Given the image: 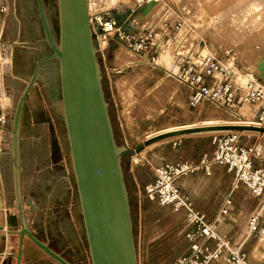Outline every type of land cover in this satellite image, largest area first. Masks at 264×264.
Instances as JSON below:
<instances>
[{
  "label": "rangeland",
  "instance_id": "obj_1",
  "mask_svg": "<svg viewBox=\"0 0 264 264\" xmlns=\"http://www.w3.org/2000/svg\"><path fill=\"white\" fill-rule=\"evenodd\" d=\"M111 1L114 0H106L101 5H107ZM129 1L115 0L114 4L120 3L132 7L128 5ZM235 1L237 0H159L158 4L154 3L152 11L150 10V14L155 15L152 26L159 23L157 26L160 27L165 22L180 21L182 24L180 35L189 33L193 45L204 48V53L212 52L220 58L231 57L237 69L254 75L264 83V71L260 67L264 63V12L260 13L262 16L257 26L236 25L231 18L237 14L236 7H233L232 12L228 11ZM260 1L264 3V0ZM43 2L51 30L57 39V2L56 0H43ZM138 13L139 9L134 13L136 25L140 24ZM123 15L120 14L119 19H122ZM181 16L185 18L184 21ZM43 38L35 0H0V90L6 110L4 123L0 122V124L6 129L10 127L15 103L33 72L35 62L50 53V48ZM10 41L21 43V45L13 47L9 44ZM174 46H170L161 55H168L170 58L167 63L160 62L166 68L171 67V49ZM116 55L118 57L114 58L109 53L106 61L100 56L97 58L111 123L119 147L129 145L135 149L146 136L170 127L238 121L228 113L208 104L194 109L188 108L182 90H179L173 79L161 71L157 80L148 67H142L143 70H141L139 65L128 69L112 81L113 83L116 80L118 82L136 80L135 92L146 91L148 94L146 101L134 103L130 106L133 107L131 110L126 113L121 112L123 116L120 118L119 110L122 109L112 96V84L105 68L113 64L124 65L137 60L138 57L122 47L117 49ZM121 59H127V61L122 62ZM10 64L11 68H9ZM38 80V84L43 87L42 98L45 99L47 106L50 108L53 106L55 110L61 112L58 61L43 63ZM117 87L124 100L130 103L132 98L127 96L126 88L119 84ZM121 94H119L118 102L126 107L127 103L123 102ZM252 110V107L245 105L241 113L251 116ZM212 135L213 133H201L170 139L139 154L123 156L121 165L129 198L139 264H171L189 247L181 233L180 217L168 207H161L157 203L144 200L140 206L139 190L152 181L153 168L163 162L179 160L196 162L202 153L212 149ZM242 135L244 142L256 143L260 146L262 158L258 159L256 164H264V136L252 132H245ZM256 209L257 206L255 207L251 200L246 199L236 207L231 218L236 223L234 231L239 233L241 243L244 245L250 243L253 247L255 245V256H260L264 251V237L258 238L250 231L251 214ZM89 264H91L90 261Z\"/></svg>",
  "mask_w": 264,
  "mask_h": 264
},
{
  "label": "built area",
  "instance_id": "obj_2",
  "mask_svg": "<svg viewBox=\"0 0 264 264\" xmlns=\"http://www.w3.org/2000/svg\"><path fill=\"white\" fill-rule=\"evenodd\" d=\"M133 1L134 7L117 3L89 13L97 56L106 61L109 53L115 56L122 47L138 57L124 65L106 66L111 84L128 69L147 65L163 71L177 83L188 108L208 104L236 118V123L264 128L262 81L237 69L231 58L204 53V48L193 45L189 33L180 35V21L165 22L160 30L149 24L136 25V10L159 0ZM120 14H124L122 19ZM172 45L175 46L171 49V67L166 68L159 59ZM245 105L253 108L251 116L241 113ZM211 138L212 149L202 153L196 162L168 161L155 166L152 181L138 192V203L140 206L144 200L157 203L180 217L181 233L189 247L171 264H215L221 260L224 264H252L240 245L219 233V225L230 211L233 195L245 190L258 203L251 214L250 231L258 238L264 237V164H256L262 158L260 146L244 142L241 132L215 133ZM218 168L225 169L232 180L218 213L209 217L193 205L177 181L198 172L209 176Z\"/></svg>",
  "mask_w": 264,
  "mask_h": 264
},
{
  "label": "water",
  "instance_id": "obj_3",
  "mask_svg": "<svg viewBox=\"0 0 264 264\" xmlns=\"http://www.w3.org/2000/svg\"><path fill=\"white\" fill-rule=\"evenodd\" d=\"M58 38L51 30L43 0H35L50 53L37 59L34 69L13 110L11 162L15 207L19 229L17 264L21 261L24 237L59 264H70L37 239L24 213L19 177L21 116L25 100L37 82L43 63L59 64L61 112L66 130L75 188L83 221L91 264H139L130 204L121 161L125 155L139 154L157 141L192 132L231 129L264 133L250 125H219L164 133L145 140L135 149L117 145L102 83L88 13V0H56ZM147 3L143 13L154 6ZM14 44V41H10ZM2 157L0 156V160Z\"/></svg>",
  "mask_w": 264,
  "mask_h": 264
},
{
  "label": "crops",
  "instance_id": "obj_4",
  "mask_svg": "<svg viewBox=\"0 0 264 264\" xmlns=\"http://www.w3.org/2000/svg\"><path fill=\"white\" fill-rule=\"evenodd\" d=\"M143 8L139 9L138 13L139 25H152L155 15L150 14L152 10L144 14ZM181 17L184 21L185 18ZM157 24L154 25L157 30H160L161 26L158 27ZM116 56L118 57L115 53L114 58ZM139 66H141L140 68L148 67L155 78L159 79L161 71L147 65ZM9 68H11V64ZM116 81L112 83L111 92L116 103L122 109L119 110L121 118L124 111L126 113L133 108L130 107L131 105L146 101L148 94L146 91L136 92L130 103L126 102L117 87L119 84L126 88L125 83L123 80L117 81L118 83ZM38 83L34 84L25 100L21 116L19 177L23 211L30 230L38 240L45 243L53 252L70 264H89L90 257L62 112L55 110L53 106L52 108L47 106L45 99L42 98L43 87ZM119 94H121L123 102L127 103L126 107L118 102ZM49 103L51 104V102ZM3 134L9 136L7 131ZM190 136L192 135L181 137ZM167 140L170 139L156 142L145 150ZM2 143H5L3 139L0 140V145ZM0 156L2 157L0 160V264H17L19 235L16 231L19 229V221L17 212L14 213L10 210L13 206L15 207L11 142L9 148L0 150ZM231 180L232 176L225 169L218 168L213 170L209 176L198 172L179 179L177 184L184 193L190 196L193 205L198 210L206 213L209 217H214L225 200ZM246 199L251 200L255 207H258L256 199L245 190L238 191L233 195L230 211L223 217V221L219 225V233L240 245L252 264H264V251L260 256H255V245L254 247L250 243L244 245L239 240V233L234 231L236 223L231 216L236 207ZM20 264L59 263L34 245L27 237H24ZM215 264L224 263L221 260Z\"/></svg>",
  "mask_w": 264,
  "mask_h": 264
},
{
  "label": "bare ground",
  "instance_id": "obj_5",
  "mask_svg": "<svg viewBox=\"0 0 264 264\" xmlns=\"http://www.w3.org/2000/svg\"><path fill=\"white\" fill-rule=\"evenodd\" d=\"M106 0H88V13H92L93 11H96V10H101V9H104V8H110L112 7L114 4V1H111L109 4L107 5H101L102 3H104ZM127 4V3H125ZM101 5V6H100ZM129 6H132L134 7L135 3L133 0H130L129 3H128ZM233 6H230L228 8V11L229 12H232L234 10L233 7H236V15L232 16V20L234 21V23L236 25H243V24H249L251 26H255L256 24H258V22L260 21V18H261V12H264V3L261 2L260 0H246V1H243V0H237L235 1L233 4ZM96 6H100L98 7V9H94ZM238 8V9H237ZM189 10V9H188ZM193 9H191L192 11ZM167 12V11H166ZM190 12V10H189ZM165 14V13H164ZM209 20V19H208ZM257 26V25H256ZM10 44V43H9ZM13 47H17L18 45H21L18 44V43H15L14 44H11ZM231 58V57H230ZM169 56L168 55H163L160 57L159 59V62H169ZM120 61H127V59H121ZM261 69L264 71V63L261 64ZM0 70H1V67H0ZM143 70V68L141 69ZM145 72V71H144ZM132 74V73H131ZM146 75V74H145ZM126 76V75H125ZM141 76V75H140ZM142 77V76H141ZM144 78V76H143ZM148 78V77H147ZM139 79H142V78H139ZM147 80V79H146ZM124 83H125V86H126V93H127V96L130 97V98H133L134 95H135V90H137L135 88V84H136V80L134 81H127V80H123ZM144 83V82H143ZM142 83V84H143ZM145 87V85H144ZM1 90H0V121L3 122L4 121V113L6 112V110L4 109V104L2 102V98H1ZM145 104V103H144ZM151 106V105H150ZM149 106V107H150ZM2 107V108H1ZM144 107V106H143ZM153 107V106H151ZM156 108V107H155ZM149 110H152V109H149ZM148 110V111H149ZM155 111V110H154ZM153 111V112H154ZM146 113V112H145ZM219 125H248V124H240V123H236V122H228V123H224V124H213L212 122L208 123V124H204V125H201V126H198V125H186V126H177V127H170V128H167V129H164V130H160V131H157L153 134H150L148 136H146L145 140H148V139H151L153 137H156L158 135H161V134H164V133H169V132H175V131H182V130H187V129H195V128H199V127H207V126H219ZM251 126V125H250ZM4 131H7L9 136H6L3 134ZM221 132H241L242 134L245 133V132H252V133H255V134H261L262 136H264V133H259L257 131H251V130H241V131H236V130H231V129H222V130H214V131H209V132H192V133H187V134H182V135H177V136H173V137H170V138H166V139H171V138H176V137H181V136H186V135H193V134H201V133H221ZM2 139L5 141V143H2L0 145V150L2 151L3 148H9L10 147V142H11V133L9 132L8 129H6L4 126H0V140L2 141ZM166 139H163V140H166ZM163 140H160V141H163ZM159 142V141H157ZM156 143V142H154ZM154 143L148 145L147 147L153 145ZM146 147V148H147ZM145 148V149H146ZM12 212L16 213L17 212V209L16 207L13 206L12 209H10Z\"/></svg>",
  "mask_w": 264,
  "mask_h": 264
}]
</instances>
